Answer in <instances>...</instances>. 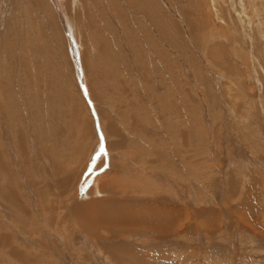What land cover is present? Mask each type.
<instances>
[{
  "label": "rangeland",
  "instance_id": "1",
  "mask_svg": "<svg viewBox=\"0 0 264 264\" xmlns=\"http://www.w3.org/2000/svg\"><path fill=\"white\" fill-rule=\"evenodd\" d=\"M0 264H264V0H0Z\"/></svg>",
  "mask_w": 264,
  "mask_h": 264
},
{
  "label": "crops",
  "instance_id": "2",
  "mask_svg": "<svg viewBox=\"0 0 264 264\" xmlns=\"http://www.w3.org/2000/svg\"><path fill=\"white\" fill-rule=\"evenodd\" d=\"M178 258H179V259H182L183 261H185V260H186V259H184L182 256H181V257H180V256H178ZM178 258H177V260H179Z\"/></svg>",
  "mask_w": 264,
  "mask_h": 264
}]
</instances>
